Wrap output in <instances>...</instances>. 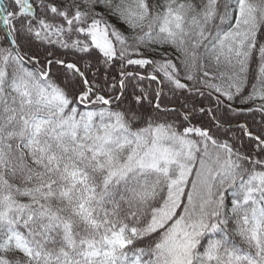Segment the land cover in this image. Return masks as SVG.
Segmentation results:
<instances>
[{"label":"snow or ice","instance_id":"snow-or-ice-1","mask_svg":"<svg viewBox=\"0 0 264 264\" xmlns=\"http://www.w3.org/2000/svg\"><path fill=\"white\" fill-rule=\"evenodd\" d=\"M0 264H264V0H0Z\"/></svg>","mask_w":264,"mask_h":264}]
</instances>
